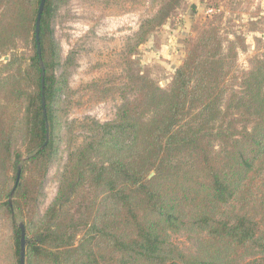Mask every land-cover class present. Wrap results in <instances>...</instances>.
I'll return each instance as SVG.
<instances>
[{
  "label": "trees",
  "instance_id": "trees-1",
  "mask_svg": "<svg viewBox=\"0 0 264 264\" xmlns=\"http://www.w3.org/2000/svg\"><path fill=\"white\" fill-rule=\"evenodd\" d=\"M39 2L0 0V59L10 55L0 62V211L13 227L15 264L18 220L24 264H264V55L239 72L243 40L224 39L214 26L188 45L166 89L148 74L128 73L115 119L85 125L39 216L48 169L59 160L57 107L67 88L51 28L60 0H45L43 108ZM179 3L164 0L143 21L137 45ZM18 127L22 149H13ZM182 229L197 233L195 253L169 242Z\"/></svg>",
  "mask_w": 264,
  "mask_h": 264
},
{
  "label": "rangeland",
  "instance_id": "rangeland-1",
  "mask_svg": "<svg viewBox=\"0 0 264 264\" xmlns=\"http://www.w3.org/2000/svg\"><path fill=\"white\" fill-rule=\"evenodd\" d=\"M164 0H60L52 19V36L66 65L67 88L58 101L63 125L59 160L47 172L38 214L42 216L57 193V175L70 151L83 144L85 125L114 120L123 103L128 73L148 74L166 89L182 64L186 48L204 27L214 26L219 36L240 37L239 72L248 71L264 55V0H180L165 25L137 45L134 36L143 21L156 14ZM20 53L29 46L18 43ZM8 58L5 60V58ZM10 55L0 59L9 61ZM63 68L56 72L60 75ZM129 97V95H128ZM16 130L13 149H22ZM264 182V175L262 176ZM20 223L18 220L16 224ZM169 242L185 253H195L197 233L182 229ZM0 264H15L13 227L0 211Z\"/></svg>",
  "mask_w": 264,
  "mask_h": 264
},
{
  "label": "water",
  "instance_id": "water-1",
  "mask_svg": "<svg viewBox=\"0 0 264 264\" xmlns=\"http://www.w3.org/2000/svg\"><path fill=\"white\" fill-rule=\"evenodd\" d=\"M44 3L45 0H40L39 2V6H38V11H37V16H36V21H35V28H34V32H35V43H36V54L38 55L39 58V65H40V70H41V85H42V91H41V102H42V106L44 108V98H43V76H44V68H43V64H42V60L40 57V47H39V30H40V19H41V14L43 12V8H44ZM8 58L6 57L5 60H7ZM43 116L44 118L46 117L45 112H43ZM45 129H46V141L45 144L48 141V125L45 122ZM20 166L18 167V171H17V175H16V180H15V185L11 191V195L14 193L15 187L19 182L20 179ZM153 174H150V177ZM17 227L20 230V259H19V264H24V245H25V239H24V226L22 223H18Z\"/></svg>",
  "mask_w": 264,
  "mask_h": 264
}]
</instances>
